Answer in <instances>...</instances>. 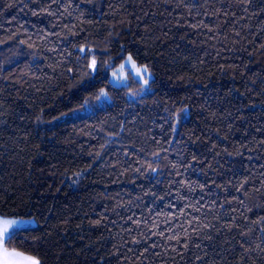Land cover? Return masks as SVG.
<instances>
[{"label":"trees","instance_id":"16d2710c","mask_svg":"<svg viewBox=\"0 0 264 264\" xmlns=\"http://www.w3.org/2000/svg\"><path fill=\"white\" fill-rule=\"evenodd\" d=\"M0 217L42 264H264V0H0Z\"/></svg>","mask_w":264,"mask_h":264},{"label":"snow or ice","instance_id":"6c2138e0","mask_svg":"<svg viewBox=\"0 0 264 264\" xmlns=\"http://www.w3.org/2000/svg\"><path fill=\"white\" fill-rule=\"evenodd\" d=\"M31 46V45H29ZM79 53H81V59L88 60L91 57L90 62L87 67L90 69V73H95L97 71V60L95 58V53L91 49H85L81 47L78 49ZM131 67L134 70L135 80L140 85V91L130 92V96H140L143 99L145 93L151 92V85L153 82V75L149 71L147 65L141 67H136L135 61L131 55H128L125 64L120 66V72H113L112 79L109 81L110 83H114V86L119 87L124 83L126 76H124L123 70L126 67ZM103 67V65H101ZM95 99L100 101L101 105L109 104L111 101V97L107 90L101 89L98 95H96ZM89 104V100H85L81 107H84ZM77 111V110H74ZM188 113L187 108H181L178 111L173 110L165 119L169 122L175 121L179 123L184 116ZM175 131V129H173ZM153 172L156 169H152ZM32 224L31 220L25 219H5L0 217V264H42L41 259L38 256L27 255L24 252L17 250L16 248H10L9 246L13 243V241H19L22 239V233L30 230V225ZM25 245H20V247H24ZM34 251V249H33Z\"/></svg>","mask_w":264,"mask_h":264},{"label":"rangeland","instance_id":"374dc122","mask_svg":"<svg viewBox=\"0 0 264 264\" xmlns=\"http://www.w3.org/2000/svg\"><path fill=\"white\" fill-rule=\"evenodd\" d=\"M123 64H125V62ZM136 67H138V66L136 65ZM113 72L119 73L120 72V66L109 72V81L112 79V73ZM128 72L131 73L135 77L134 70L130 66L126 67L123 70L122 74L127 77V73ZM126 81H127V79L120 86H124L126 84ZM111 84L114 86V83H111ZM25 220H31L32 221V224L30 225V228L36 227L37 223H36V221L34 219H25Z\"/></svg>","mask_w":264,"mask_h":264}]
</instances>
